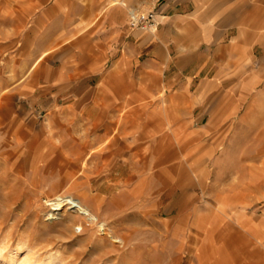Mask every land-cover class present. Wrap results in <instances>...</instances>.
<instances>
[{
    "label": "rangeland",
    "instance_id": "rangeland-1",
    "mask_svg": "<svg viewBox=\"0 0 264 264\" xmlns=\"http://www.w3.org/2000/svg\"><path fill=\"white\" fill-rule=\"evenodd\" d=\"M112 1L0 0L2 263L28 246L39 263L51 252L55 264H264V0H180L197 27L191 47L164 48L174 66L148 76L124 39L158 38L165 0ZM132 10L155 11L159 25L130 28ZM70 106L144 126L140 160L103 126L72 127L51 112ZM82 140L84 163L71 164L82 186L65 191L63 157ZM83 191L96 222L66 202L53 210L56 193L79 204Z\"/></svg>",
    "mask_w": 264,
    "mask_h": 264
},
{
    "label": "crops",
    "instance_id": "crops-1",
    "mask_svg": "<svg viewBox=\"0 0 264 264\" xmlns=\"http://www.w3.org/2000/svg\"><path fill=\"white\" fill-rule=\"evenodd\" d=\"M122 3L121 0H113L110 3V6ZM137 5V3H135ZM149 5H145L144 8H148ZM150 7V6H149ZM134 11V10H132ZM158 12L169 19L166 24L161 28V32L158 38L147 36L144 34H137L136 32H131V39L125 41V48L126 53L128 56H144L145 59V67L143 68V72L145 75H149L147 73V69L151 68L153 70H158L162 68L163 72L170 71L172 66L168 60H165L163 57L164 48H171L174 47L176 53L181 55L186 53V48L191 47V40L194 38V34L197 31L196 24L192 20L190 14V10L185 7V3H182L180 0H165L161 6L158 8ZM124 22H126L124 20ZM122 25V24H120ZM117 32L121 33L122 29L118 27ZM118 33V37L119 34ZM183 60V59H181ZM185 60V58H184ZM28 66L35 68V62L29 60L27 62ZM88 69V68H87ZM174 78V75L169 76V80ZM32 89L28 88L27 92L25 93L28 97H32ZM56 111L59 117L65 118L62 121L65 124H70L72 127L77 126H91L93 127L96 125L94 130H97L99 127H104V135L110 137H114V141L117 142L118 140H122V146H120V151H127L130 152L133 147H128L125 144V141L128 139L130 135H134L137 133L135 139H146V134L144 131V126H139L134 131H132V126L127 125V123L123 125L113 126L111 122H104L100 117L103 115H109L113 112V110H108L107 107H98L95 109H84V110H77L74 107L70 106L67 108H58L55 107L52 109L51 112ZM50 112V114H51ZM64 114V115H63ZM97 117H92L94 116ZM63 116V117H62ZM108 127L110 130L107 132L105 128ZM185 127H187V123H180L174 129L171 130L173 137L177 139L179 132L182 131ZM187 137H194L193 133H189ZM81 148L85 152L88 146V140H82ZM113 141V142H114ZM133 141V139H132ZM178 141V140H177ZM128 142V141H126ZM86 144V145H85ZM125 147V148H124ZM129 149V150H128ZM136 151L131 154V156H135L137 149L134 148ZM146 149V148H145ZM87 154V153H86ZM225 152H223V156ZM163 155L158 154L157 157V164L159 165L162 162ZM167 181V179H166ZM162 183V179L160 181ZM176 185L179 187L180 182L179 180L176 181Z\"/></svg>",
    "mask_w": 264,
    "mask_h": 264
},
{
    "label": "bare ground",
    "instance_id": "bare-ground-1",
    "mask_svg": "<svg viewBox=\"0 0 264 264\" xmlns=\"http://www.w3.org/2000/svg\"><path fill=\"white\" fill-rule=\"evenodd\" d=\"M48 123V122H47ZM96 126V125H95ZM94 126V127H95ZM94 129V128H93ZM105 130L108 132L110 130V128L106 127ZM33 135L35 136V133H33ZM114 137H110V139H108L110 142H113L114 141ZM139 141V143H137L135 146H132V141H128L126 142L125 141V144L128 146V147H133V148H137V153L135 154L136 156H138L137 158L140 160V155L141 153L145 152V143H141L142 141H140L139 139H137ZM109 142V144H110ZM124 143V142H123ZM122 146V145H121ZM81 148V147H80ZM125 148V147H124ZM129 150V149H128ZM143 151V152H142ZM78 152V153H77ZM141 152V153H140ZM83 153V150L82 149H78L76 151V153L74 154V156L72 158H67V157H63V160L65 161V164H66V170H64L63 173V180L65 181H71L68 186L66 187V190L65 191H73L74 188H77L78 186H82L81 185V181H78L76 178L73 179V176L74 174L77 172L74 170L73 166L71 164L75 163V162H78V161H82L84 157H82V154ZM60 156V155H59ZM23 158V157H22ZM74 161V162H73ZM83 162V161H82ZM84 163V162H83ZM134 163V162H133ZM76 164V163H75ZM144 166V165H143ZM142 166V168H143ZM20 167V166H19ZM18 166H15V172L19 173L21 177L22 176V171L21 169L19 168ZM135 167V166H134ZM85 169V168H84ZM78 170V169H77ZM84 170H81V173H83ZM1 173V172H0ZM1 175V174H0ZM17 175V174H16ZM24 175V174H23ZM160 175V174H159ZM77 177V176H76ZM78 178V177H77ZM56 186V185H55ZM4 187V186H3ZM69 199H72V197L68 196ZM77 197L79 198V204H74V201L71 202L70 200H68L66 197L64 198L63 196V193H56L49 201H54V202H57L55 204V208L53 209L54 211L55 210H58L59 208H63L64 202H66V204H69L71 205V207H74L76 209V212L77 213H84V216H87L90 218L93 217L92 220H94L96 222L97 220V217L96 215H93L91 214L92 212L95 213V209L92 207H89L88 205H86V203H84L83 200L87 201V197H86V193L83 191V192H80L79 195H77ZM78 200V199H77ZM93 209V211H92ZM88 212V213H87ZM54 216V212H52L50 215H49V218L48 219H52ZM3 242V241H2ZM2 242L0 244V264H3L2 261L4 260L5 257H7V254L6 252L8 251V249H6V246L2 245ZM20 249H27L26 252L23 254V256L17 260L15 258H10L9 259V263L10 264H55L56 263V260H55V263H54V259H55V255L53 253H49L47 258L39 263L38 260H36L35 256L30 252L28 246H21ZM22 251V250H21ZM12 252V251H11ZM57 258V257H56Z\"/></svg>",
    "mask_w": 264,
    "mask_h": 264
},
{
    "label": "built area",
    "instance_id": "built-area-1",
    "mask_svg": "<svg viewBox=\"0 0 264 264\" xmlns=\"http://www.w3.org/2000/svg\"><path fill=\"white\" fill-rule=\"evenodd\" d=\"M128 25L132 29L148 30L157 28L159 25V18L157 13L153 10L148 12L131 11L129 13Z\"/></svg>",
    "mask_w": 264,
    "mask_h": 264
}]
</instances>
